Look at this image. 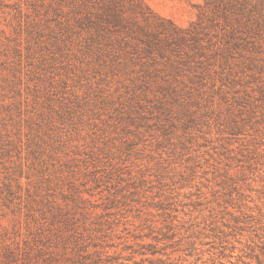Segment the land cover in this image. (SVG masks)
I'll list each match as a JSON object with an SVG mask.
<instances>
[{
	"label": "rangeland",
	"instance_id": "obj_1",
	"mask_svg": "<svg viewBox=\"0 0 264 264\" xmlns=\"http://www.w3.org/2000/svg\"><path fill=\"white\" fill-rule=\"evenodd\" d=\"M141 1L0 0V264H264V0Z\"/></svg>",
	"mask_w": 264,
	"mask_h": 264
},
{
	"label": "trees",
	"instance_id": "obj_2",
	"mask_svg": "<svg viewBox=\"0 0 264 264\" xmlns=\"http://www.w3.org/2000/svg\"><path fill=\"white\" fill-rule=\"evenodd\" d=\"M138 2L142 3L141 0H138ZM143 43L146 45L147 50H149L151 46L150 42L144 41ZM46 251H48V247L44 243L38 241L37 246H35L34 250L31 249V252H21L20 256L19 250L14 251L9 249L7 250L6 256L8 259L12 260L10 262L11 264H49L52 256Z\"/></svg>",
	"mask_w": 264,
	"mask_h": 264
}]
</instances>
